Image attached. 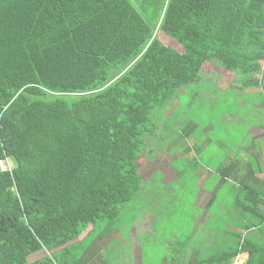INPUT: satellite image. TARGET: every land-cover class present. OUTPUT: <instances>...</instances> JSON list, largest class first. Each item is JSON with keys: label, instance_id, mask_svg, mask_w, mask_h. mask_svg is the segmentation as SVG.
<instances>
[{"label": "trees", "instance_id": "1", "mask_svg": "<svg viewBox=\"0 0 264 264\" xmlns=\"http://www.w3.org/2000/svg\"><path fill=\"white\" fill-rule=\"evenodd\" d=\"M141 2L0 0V264H102L95 239L120 240L124 209L163 206L162 176L139 170L169 162L177 95L206 62L263 71L264 0H167L157 27ZM240 213L243 230L177 264H264V221Z\"/></svg>", "mask_w": 264, "mask_h": 264}, {"label": "crops", "instance_id": "2", "mask_svg": "<svg viewBox=\"0 0 264 264\" xmlns=\"http://www.w3.org/2000/svg\"><path fill=\"white\" fill-rule=\"evenodd\" d=\"M262 68L263 71L246 76L206 62L201 69L199 82L189 85L192 87L189 97L194 99L188 109H192V112L196 110L194 119L188 120L187 115L180 114L181 109L177 112L171 110L165 115L171 121L175 115L177 117L170 145L177 151L176 157L182 159L177 170L169 161L167 166H157L156 174L147 178L141 176L144 181H152L158 177L157 173H161L159 181L165 189L176 179L186 182L187 175L193 181L192 207L195 215L189 217L194 225L190 238L200 241L202 255H208L207 248L216 243L223 231L243 230L246 221H243L240 212L249 208L251 203L257 211L254 220L264 221V64ZM179 98L176 99L178 106ZM195 101L198 103L196 107ZM206 111L208 116H205ZM231 126L236 128L230 131ZM185 141L192 142V147L181 148L184 146L181 142ZM212 144L215 146L213 157L207 158ZM167 156L172 158L170 153ZM162 167L168 169L167 175ZM189 167L192 168L190 172ZM221 188H226L231 198H219ZM168 207L178 209L170 202ZM154 216L147 210L141 212L139 218L137 216L134 220L132 230L139 231L134 225L141 223H150L153 228ZM189 250L191 254L182 259L191 262L199 260L198 247L196 251ZM243 254L248 259V253ZM179 257L171 260L163 258L162 262L177 264Z\"/></svg>", "mask_w": 264, "mask_h": 264}, {"label": "rangeland", "instance_id": "3", "mask_svg": "<svg viewBox=\"0 0 264 264\" xmlns=\"http://www.w3.org/2000/svg\"><path fill=\"white\" fill-rule=\"evenodd\" d=\"M166 2L167 0H144L143 4L141 2L138 3L137 6L143 13H145L151 23L157 27L159 25L158 21L165 10L163 9V4ZM163 33L164 32L162 31L160 32L161 40L169 46L177 49L179 52H182V48L178 45V43L170 37L166 38L167 36L165 37V34ZM191 89L192 87L188 86L180 95H177V97H180V106L176 105L172 108L173 112H177L181 109L180 114H183L184 116L187 115L188 120L190 118L194 119V114H196V110L192 112V109H188V105L194 99L189 97ZM194 104L196 107L198 104L197 101H195ZM206 110L208 111V109ZM207 111L206 113L204 112L206 114L205 116H208ZM245 118H249V116H245ZM172 120L175 121L173 118ZM170 123L173 124L172 122ZM234 127L236 128V126L229 127L230 131H232ZM221 135L222 133L219 134V137H221ZM172 136L173 135L166 138L167 144H171L173 142V140H171ZM181 143L184 145L181 148L192 147V142L185 141ZM162 148L167 147L165 145ZM210 148L212 151L206 155L207 158L213 157V150L215 148L214 144L210 145ZM169 151L172 156V158L169 159L171 166L177 170L182 159L176 157L177 151L174 147L171 146ZM190 162L192 161L190 160ZM142 163L144 164L141 165L139 173L144 178L150 177L152 174H156L158 169L157 166L160 164L163 166L168 165V163L165 165L164 163H155L153 165L146 160ZM162 169L164 170L163 167ZM188 170L190 172L192 171V168L189 167ZM164 172H166V175L169 173L168 169L164 170ZM186 180V182H182V180L176 179L168 185L167 189L159 191V197H163V206L162 208L160 206L154 208V220L156 217V220L154 221V229L150 223H141L139 225H134L139 231L132 230V224L130 225L131 219L132 217H136L140 214L141 203H139V207H136V209H133L132 211L128 210L131 206L124 209L122 217L115 228L116 231L114 232L119 236L120 240L116 242L107 241L104 243L102 239L97 237L95 239L97 241L94 245H97L100 249L98 251V255L101 257L102 264H163V258L170 260L172 258H178L179 256L180 259L183 257L187 258L190 253L189 249L196 251L195 249L199 246L200 241L191 240V230L194 225H192L193 221L189 219L190 216L195 215V209L192 207L194 198L193 181L189 180L188 175L186 176ZM156 184L159 185V183ZM218 195L219 198H231L230 192L226 188H221L218 191ZM176 200L179 201L176 202ZM169 202L171 204H175L178 208L177 211L171 207L166 208ZM145 203L146 205L148 204L147 200H145ZM142 215L146 214L142 213ZM235 226L237 227V224ZM105 229L106 226L102 223L96 234L101 235ZM87 234L88 232L80 239L85 237ZM143 235H147V237H142ZM93 238H95V236H91L83 245L88 247ZM208 239L210 241L209 237ZM80 251H82V248ZM45 255V252H40L31 257L30 261L38 260ZM246 259L247 255L243 254L235 261L236 263L234 264L244 263L247 261Z\"/></svg>", "mask_w": 264, "mask_h": 264}, {"label": "built area", "instance_id": "4", "mask_svg": "<svg viewBox=\"0 0 264 264\" xmlns=\"http://www.w3.org/2000/svg\"><path fill=\"white\" fill-rule=\"evenodd\" d=\"M0 170L3 171V172L11 170L6 160H1L0 161Z\"/></svg>", "mask_w": 264, "mask_h": 264}, {"label": "clouds", "instance_id": "5", "mask_svg": "<svg viewBox=\"0 0 264 264\" xmlns=\"http://www.w3.org/2000/svg\"><path fill=\"white\" fill-rule=\"evenodd\" d=\"M236 260H237V259H236ZM236 260H235V261H236ZM234 263H236V262H234Z\"/></svg>", "mask_w": 264, "mask_h": 264}]
</instances>
